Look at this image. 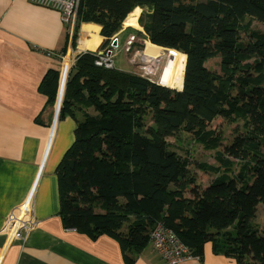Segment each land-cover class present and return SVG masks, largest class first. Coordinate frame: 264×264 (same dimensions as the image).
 <instances>
[{
	"label": "trees",
	"instance_id": "16d2710c",
	"mask_svg": "<svg viewBox=\"0 0 264 264\" xmlns=\"http://www.w3.org/2000/svg\"><path fill=\"white\" fill-rule=\"evenodd\" d=\"M140 8L145 33L135 31L175 52L166 84L180 90L99 67L97 52L77 57L61 109V119L77 123L56 171L63 226L93 241L114 239L126 264L152 244L158 223L198 260L212 243L237 264H264V231L254 221L264 204V124L256 126L264 118V33L252 28L254 20L264 25V0H80L73 47L80 25L90 23L101 27L100 51L107 49ZM217 58L219 73L206 66ZM59 80L50 70L40 86L50 107ZM217 118L244 122L245 134L222 152L223 137L209 129ZM182 134L217 152L219 166L198 164L216 175L205 190L189 153L168 141Z\"/></svg>",
	"mask_w": 264,
	"mask_h": 264
},
{
	"label": "crops",
	"instance_id": "0c3cea01",
	"mask_svg": "<svg viewBox=\"0 0 264 264\" xmlns=\"http://www.w3.org/2000/svg\"><path fill=\"white\" fill-rule=\"evenodd\" d=\"M137 14L127 19L135 16L139 26ZM61 15L60 11L30 0H0V264H126L117 241L108 236L93 241L67 230L59 216L56 171L75 142L77 129L71 116L61 119L68 83L66 79L59 105L63 68L67 58L70 70L80 54L101 53L104 41L100 26L83 23L74 48ZM127 23L128 20L125 27L144 33L142 27L126 26ZM130 38H134L135 46L144 45L139 50L145 52L147 42L136 34L119 38L123 61H116L115 68L135 72L137 68L129 62L131 55L124 51ZM50 70L60 73L54 107L47 105V97L40 90ZM15 215L24 218V222H33L31 230L20 229L22 239L16 238L13 231L2 232L9 217ZM149 246L140 254H129L134 258L133 264H164ZM183 264L237 262L215 253L213 244L207 243L202 260L195 258Z\"/></svg>",
	"mask_w": 264,
	"mask_h": 264
},
{
	"label": "built area",
	"instance_id": "2783aa9c",
	"mask_svg": "<svg viewBox=\"0 0 264 264\" xmlns=\"http://www.w3.org/2000/svg\"><path fill=\"white\" fill-rule=\"evenodd\" d=\"M32 3L51 8L61 12L62 21L68 26L70 30V38L72 39L75 27L77 25V16L80 6V0H30ZM134 38H130L125 46V53L129 57V62L135 66L140 72L142 71V77L148 79L152 83H157L160 85L162 83L161 76L159 82L156 79L158 72L161 69V60L163 57L151 58L146 57L141 50L132 51V46L134 44ZM117 46H114V44ZM120 49V39L116 35L112 38L111 45L98 53V58L96 65L99 67H104L106 69L115 68V57L116 50ZM76 61L72 64L71 69L67 73V78H69L73 68L75 67ZM163 72V71H162ZM21 218L20 215L15 217H9L7 220L8 224L2 229V232L13 231L14 235L18 239H22V228L31 230L33 227V222L26 221ZM151 243L154 250L158 253L164 264H183L188 260L195 259L190 250L182 243L179 236L172 230L168 229L164 224L158 223L156 228L151 234Z\"/></svg>",
	"mask_w": 264,
	"mask_h": 264
},
{
	"label": "rangeland",
	"instance_id": "374dc122",
	"mask_svg": "<svg viewBox=\"0 0 264 264\" xmlns=\"http://www.w3.org/2000/svg\"><path fill=\"white\" fill-rule=\"evenodd\" d=\"M142 13H143V10L141 9V11H139V13L137 14L139 16V18H140ZM135 20H136V17L131 16L128 19V23L126 24V26H134L136 28L142 27L140 24H139V26H137L135 24ZM250 20H251L250 18L246 19V21H250ZM252 28L264 33V25L262 23L256 21V20L253 21ZM142 29H143V27H142ZM135 30L139 31V29L125 27V24H124L122 30L117 35L122 40V37L125 38V37H127V35H131V34L135 35L136 34L137 37L144 40L143 37H145V35L143 37H140L139 35H137ZM146 42H147L146 43V49H145L146 57L158 58V54L163 53L162 54L163 59L161 60V69L158 72L156 79L159 82V78L161 76V80H162L163 84L168 86L166 84V81H168L169 74L166 75V71H168V69H170V67H171V62H172V59L174 58L175 52H172L171 49L169 52H166V50L162 51V50H160L159 47L158 48L154 47L149 40H146ZM152 48L154 49V51ZM175 51H177V50H175ZM115 53H116L115 63L117 61V64H119L120 61H123V53H121V52L119 53V49L116 50ZM124 66L127 67L126 63H124ZM206 66L213 71H216L218 73L221 72V70H220V59L219 58L213 59V60L207 62ZM185 67H186V65H185ZM133 73L142 77V75H141L142 71L140 72L138 69H136L135 72H133ZM168 87H170V86H168ZM170 88L176 89L175 87H170ZM85 94L88 97V93H85ZM57 96H58V92H57ZM147 123L149 126H151L153 124L152 121L150 120V118H148ZM263 124H264V118L259 117L256 121V126L261 127ZM243 126H244L243 121H239L237 123L232 124V123H229L228 121L221 119V118H217L211 123L209 129L213 130L216 134H219L223 137V147L221 149H219V151L222 152L226 145L231 144L234 141V139L236 138L238 133L245 134V130H244ZM168 141L172 145V150L178 152L182 156L185 157L187 155V152L189 153V157L191 158L190 160L192 163L191 172L197 178V183L200 187V190H205L206 188H208L209 185L212 183V181L216 178V175L213 174L211 171L200 170L198 168V164H207V165L213 166V167L219 166V163L217 162V158H216L217 152H215V151L210 152V151L204 150V148L201 145L195 144L192 141V137H190L189 135H186V134H182V135H180V137H177V138H171ZM254 221L260 227V230L264 231V204H261L258 207L257 214H256ZM151 245L152 244H150L149 248L152 247ZM188 261H190V260H188Z\"/></svg>",
	"mask_w": 264,
	"mask_h": 264
},
{
	"label": "bare ground",
	"instance_id": "6f19581e",
	"mask_svg": "<svg viewBox=\"0 0 264 264\" xmlns=\"http://www.w3.org/2000/svg\"><path fill=\"white\" fill-rule=\"evenodd\" d=\"M167 51H170V49H166ZM144 55L146 56L145 52H143ZM161 55V56H160ZM157 56V55H156ZM159 57H162V54H158V58ZM69 68H70V59L67 58L66 59V62H65V65H64V68H63V80H62V84H61V87H60V91H59V96H58V104L60 105L61 101H62V98H63V93H64V87H65V84H66V78H67V73L69 71Z\"/></svg>",
	"mask_w": 264,
	"mask_h": 264
},
{
	"label": "water",
	"instance_id": "95a60500",
	"mask_svg": "<svg viewBox=\"0 0 264 264\" xmlns=\"http://www.w3.org/2000/svg\"><path fill=\"white\" fill-rule=\"evenodd\" d=\"M114 46H117V44L115 43ZM168 50H169V49H168ZM185 69H186V68H185ZM77 74H78V70L73 68V70H72V72H71L69 78L67 79V82H72V81L75 79V77L77 76ZM160 85H161V86H164V87H166V88H169V89L176 90V89H174V88H170V87L164 85L163 82L160 83ZM176 91H178V90H176Z\"/></svg>",
	"mask_w": 264,
	"mask_h": 264
}]
</instances>
